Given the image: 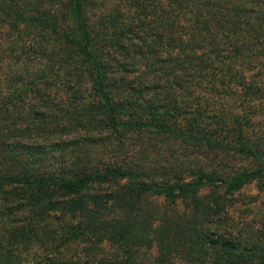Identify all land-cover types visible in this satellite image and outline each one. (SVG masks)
Returning <instances> with one entry per match:
<instances>
[{"label":"trees","instance_id":"obj_1","mask_svg":"<svg viewBox=\"0 0 264 264\" xmlns=\"http://www.w3.org/2000/svg\"><path fill=\"white\" fill-rule=\"evenodd\" d=\"M175 145L178 163L151 164ZM251 182L264 191V0H0L8 239L264 264V235L230 215Z\"/></svg>","mask_w":264,"mask_h":264},{"label":"rangeland","instance_id":"obj_2","mask_svg":"<svg viewBox=\"0 0 264 264\" xmlns=\"http://www.w3.org/2000/svg\"><path fill=\"white\" fill-rule=\"evenodd\" d=\"M174 153H171L166 149V146H160V154L162 158L152 162L151 164H163L169 166V163H178L176 160L171 161L167 160L172 154H177L179 150H183V147L179 145L173 146ZM186 153H190V156H194L196 152H200L198 148L190 146L185 149ZM184 151V150H183ZM156 150L149 149V154L152 157H155ZM164 156V157H163ZM196 157H198L196 155ZM154 160V159H153ZM186 158H184V161ZM182 157L180 162H182ZM240 163L238 161L235 166ZM183 167H186L181 163ZM194 166V163L191 164ZM182 175L187 174L188 172L182 171ZM234 205L230 208V215L234 220L237 221V225L244 227V225L249 226V231H253L258 236L264 235V191L259 188L255 182H251L245 187H243L238 192L234 193L233 196ZM1 202V201H0ZM158 204L171 205L167 202H164L161 198L157 199ZM180 203H178V208H180ZM20 218V216H19ZM4 224L0 225V242L5 247L7 242L6 250H10L9 257L15 255L14 259L8 261L9 264H114L111 260L113 259V252H121L119 249L115 248L114 245H111L107 242L104 243H92L85 239L70 240L67 242L65 239H58L53 244L44 240V243L36 242L35 240H15L8 239V222L4 217L2 218ZM20 220H23L22 218ZM70 222V218L67 219V222ZM19 221H17L18 223ZM23 222V221H21ZM1 224V222H0ZM53 227V226H52ZM51 227V228H52ZM58 230V226L55 227ZM7 237V241H6ZM140 259L145 260L146 257L152 259L156 254V244H153L151 247L139 248ZM2 264V262H0Z\"/></svg>","mask_w":264,"mask_h":264}]
</instances>
